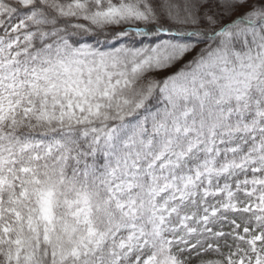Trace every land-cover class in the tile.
Wrapping results in <instances>:
<instances>
[{
	"label": "snow or ice",
	"instance_id": "1",
	"mask_svg": "<svg viewBox=\"0 0 264 264\" xmlns=\"http://www.w3.org/2000/svg\"><path fill=\"white\" fill-rule=\"evenodd\" d=\"M0 264H264V0H0Z\"/></svg>",
	"mask_w": 264,
	"mask_h": 264
}]
</instances>
